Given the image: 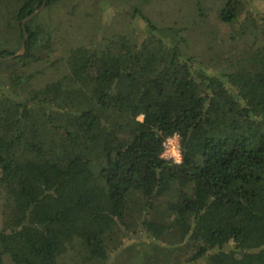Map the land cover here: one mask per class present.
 <instances>
[{
  "label": "trees",
  "instance_id": "16d2710c",
  "mask_svg": "<svg viewBox=\"0 0 264 264\" xmlns=\"http://www.w3.org/2000/svg\"><path fill=\"white\" fill-rule=\"evenodd\" d=\"M5 2L0 45L14 44L0 57L18 52L21 19L43 0ZM133 9L144 36L60 53L37 14L24 51L0 60V264H55L68 250L104 260L129 234L172 240L173 264H264V27L212 69L184 50L185 28ZM44 69L54 77L35 86ZM174 133L179 163L160 157Z\"/></svg>",
  "mask_w": 264,
  "mask_h": 264
},
{
  "label": "rangeland",
  "instance_id": "374dc122",
  "mask_svg": "<svg viewBox=\"0 0 264 264\" xmlns=\"http://www.w3.org/2000/svg\"><path fill=\"white\" fill-rule=\"evenodd\" d=\"M227 0H57L52 6L43 8L38 14V22L43 30L58 40L57 53L66 51L70 46L85 44L92 41L98 44L111 33L136 32L144 36L142 21L134 15V7L140 8L154 24L159 27H183L187 44L184 50L196 55L205 64L210 61L224 70V63H216L217 54L221 55L231 48L238 51L242 44L251 42L253 36H261L264 27V0H238L237 18L233 22H223L218 13L224 8ZM97 10V11H95ZM12 4L0 6V13H11ZM4 22L0 17V25ZM4 36V34L2 35ZM231 36H235L232 39ZM3 39V38H2ZM4 39H6L4 37ZM1 40V39H0ZM14 41L0 45H13ZM21 45V44H20ZM20 50V47L18 51ZM45 63L39 62L37 68H43ZM225 65V64H224ZM34 66V68H36ZM228 68V67H226ZM48 69V68H47ZM44 69L37 75L35 86L43 85L54 76L53 70ZM2 202V201H1ZM2 208L0 207V217ZM2 221L0 220V224ZM125 238V244L117 255L110 253L107 259L79 260L74 250H68L57 258L55 264H173L170 258V243L135 241V237ZM248 246L245 244L244 247ZM122 248V247H121ZM244 249V248H243ZM264 249V247H263ZM166 251V252H163ZM179 261L184 259L180 254ZM1 264H13L7 254L1 259Z\"/></svg>",
  "mask_w": 264,
  "mask_h": 264
},
{
  "label": "built area",
  "instance_id": "2783aa9c",
  "mask_svg": "<svg viewBox=\"0 0 264 264\" xmlns=\"http://www.w3.org/2000/svg\"><path fill=\"white\" fill-rule=\"evenodd\" d=\"M173 152L177 153V155H173ZM160 157L166 160H170L174 163H179L181 161V151L178 134L174 133L170 136H167L163 140Z\"/></svg>",
  "mask_w": 264,
  "mask_h": 264
},
{
  "label": "water",
  "instance_id": "95a60500",
  "mask_svg": "<svg viewBox=\"0 0 264 264\" xmlns=\"http://www.w3.org/2000/svg\"><path fill=\"white\" fill-rule=\"evenodd\" d=\"M46 1L47 0H43L42 4L38 8H36L32 13H30L29 15H27L23 19H21L23 40H22L21 45H20V50L16 54L5 56V57H0V60H6V59H9V58H12L15 55L21 54L24 51L25 40L27 39V31L25 29L24 24L27 21H29L30 19H32L35 15H37L45 7Z\"/></svg>",
  "mask_w": 264,
  "mask_h": 264
},
{
  "label": "clouds",
  "instance_id": "9594fccd",
  "mask_svg": "<svg viewBox=\"0 0 264 264\" xmlns=\"http://www.w3.org/2000/svg\"><path fill=\"white\" fill-rule=\"evenodd\" d=\"M173 155H177V153L173 152Z\"/></svg>",
  "mask_w": 264,
  "mask_h": 264
}]
</instances>
